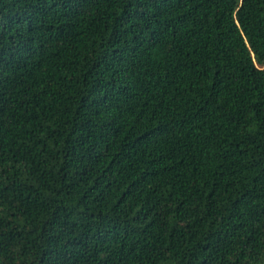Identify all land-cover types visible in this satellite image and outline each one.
Listing matches in <instances>:
<instances>
[{
	"label": "trees",
	"instance_id": "trees-1",
	"mask_svg": "<svg viewBox=\"0 0 264 264\" xmlns=\"http://www.w3.org/2000/svg\"><path fill=\"white\" fill-rule=\"evenodd\" d=\"M0 264H264V0H0Z\"/></svg>",
	"mask_w": 264,
	"mask_h": 264
}]
</instances>
